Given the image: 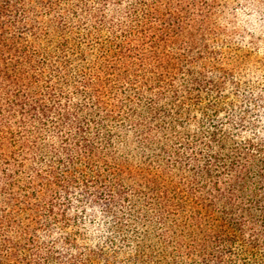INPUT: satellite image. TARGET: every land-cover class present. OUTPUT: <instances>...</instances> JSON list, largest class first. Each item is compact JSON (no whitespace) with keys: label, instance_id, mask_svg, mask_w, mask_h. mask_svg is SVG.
I'll return each instance as SVG.
<instances>
[{"label":"trees","instance_id":"trees-1","mask_svg":"<svg viewBox=\"0 0 264 264\" xmlns=\"http://www.w3.org/2000/svg\"><path fill=\"white\" fill-rule=\"evenodd\" d=\"M211 2L0 0V264H264V120L203 64Z\"/></svg>","mask_w":264,"mask_h":264},{"label":"rangeland","instance_id":"rangeland-1","mask_svg":"<svg viewBox=\"0 0 264 264\" xmlns=\"http://www.w3.org/2000/svg\"><path fill=\"white\" fill-rule=\"evenodd\" d=\"M254 2L258 0H212L210 19L215 30L201 37L207 44V53L202 55V59L203 64L212 65L216 71L227 72L228 77L238 83L237 88H231L232 81L226 80L222 93L224 90L235 105L247 113L249 108L260 110L258 114L264 120V104L258 101V97L264 95V72L253 69L255 60L264 59V32L240 25L251 13L250 7ZM255 72L260 74L254 76ZM241 93L245 95L239 102L237 99Z\"/></svg>","mask_w":264,"mask_h":264}]
</instances>
